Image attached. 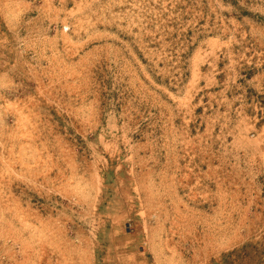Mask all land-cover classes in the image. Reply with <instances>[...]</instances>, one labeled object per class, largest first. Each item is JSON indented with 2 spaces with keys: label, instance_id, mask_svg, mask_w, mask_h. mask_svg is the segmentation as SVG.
Wrapping results in <instances>:
<instances>
[{
  "label": "rangeland",
  "instance_id": "rangeland-1",
  "mask_svg": "<svg viewBox=\"0 0 264 264\" xmlns=\"http://www.w3.org/2000/svg\"><path fill=\"white\" fill-rule=\"evenodd\" d=\"M0 264H264V0H0Z\"/></svg>",
  "mask_w": 264,
  "mask_h": 264
}]
</instances>
